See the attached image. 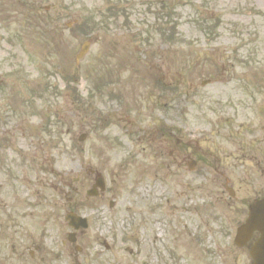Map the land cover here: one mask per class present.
<instances>
[{"label": "rangeland", "instance_id": "rangeland-1", "mask_svg": "<svg viewBox=\"0 0 264 264\" xmlns=\"http://www.w3.org/2000/svg\"><path fill=\"white\" fill-rule=\"evenodd\" d=\"M95 2L98 4V1L89 2L86 0H81L80 3L88 5V3ZM168 2L174 7L172 13H176V16L172 14L169 23L174 21L177 24L179 33L175 37H178L176 41L179 43L164 46L156 35L148 37L144 35L143 37H146V40L140 43L139 37L136 38L133 32L138 30V34L141 33L143 35L147 26L151 28L156 18H154L152 13L145 11V5L135 2V19L139 24L133 20L136 25L132 28L119 29L118 25L114 24L106 32H103V29L98 30L102 35L92 43L90 52L78 65L71 66L74 61V55L79 50V43L86 38L81 35L77 36V32L71 35V31L66 28L65 48L68 54H64L65 60L61 69L62 73L59 72L60 79L57 69L51 68L52 63H47V66L51 69L49 74H47L49 68L41 63L43 61L41 58L43 50L41 45H28L20 42L15 38V36H18V32L15 36L13 35L19 27L15 24L6 26L5 23L1 22L0 119L6 123L5 127L9 130L6 139L14 143L17 151H19L20 146H22V150L26 151L47 149L48 155L51 156V148H43L44 142L48 140V137L44 133L43 128L38 127L43 123L40 113L53 111L55 108V113L66 123L62 134V143L60 147L55 149V172L63 175L65 181L68 177L70 180L76 176L84 169L83 166L87 162L95 160L94 155L89 154L85 157L84 154L80 155L77 148L73 146L76 143L75 138H77L78 133L83 132L82 130L84 129H89L87 124H84V122L87 123L85 115L73 103L77 99V92L72 89V91L68 92L65 90L60 94L59 90L62 89H57L54 85L53 89H47L49 90L48 94L45 90H37L41 81L34 82V84L33 81L40 76L41 80L46 81L47 86H52V82L57 81L60 88H65V84L69 85L70 81L72 84V80L79 79L77 85H72L76 86L82 95L83 101L86 96L88 97V100L94 105H92L95 109L94 113H99L100 108L103 107L102 103L109 101L104 99V94V97L100 96L101 83L98 80V76H100L98 69L104 57H107L109 62H112L110 60L111 55H114L112 59L122 57L124 60V56L126 57L128 54V51H125L127 49L130 50V53H136V49L139 48V51H142L139 56L144 62H140L139 69L133 70L129 66L126 71L125 67L124 73L120 75L121 77L116 75L120 77V81L124 78V86L134 84L139 89L146 90L147 88L144 87L145 84H142V82H148L149 78L151 82H154L157 77H161L163 80V72H160L161 66L169 63L171 70L169 80L171 85L176 87L175 89H188L193 85L200 87L203 80L212 78L214 75H217V80H219L217 83H211L199 88L203 89L205 94L212 98L215 97L214 93L217 89H264V0H168ZM155 8H157V5ZM131 29L134 31L132 32ZM24 37H26L25 34ZM151 49L154 51L159 49L160 51L158 55L154 54L152 56ZM151 61L158 64L151 67ZM57 64L59 65L60 62L57 61ZM11 65L16 66L18 69L16 72L18 79L22 75L29 79L33 77L28 87L24 82L18 81L17 78L11 82L8 81L11 73L8 68ZM79 70L82 71L81 74L78 72ZM179 86H185V88ZM54 89L57 94L55 95V102H53ZM86 89L93 90H89L87 93ZM139 89H131V93H136ZM39 93H42V95L48 94L45 102L41 98L42 95H38ZM137 100L140 103L139 97ZM4 102L11 104L13 109L7 106L4 110H1V104ZM89 104L87 103V105ZM95 118L97 117L92 118V120L91 117L88 118V120H91L89 124L94 128V131H92L90 138L86 142L79 145V148L85 151L92 149L93 153L99 156L104 146L101 143V130L98 126L94 127L93 119ZM74 123L75 125H73ZM70 125H72L74 130L68 134L66 129ZM261 146L263 147V145ZM123 148L128 149L129 147L124 144ZM3 149L5 155H7L6 163L16 170L21 164L16 161L17 151L15 152L9 143ZM110 154L116 155V152L112 151ZM127 155L125 154L121 158ZM28 160V157H24L22 165L31 166ZM167 162L166 155L156 158L155 166L152 168L155 169L159 177H164L168 181L160 197L172 196L171 202L164 207V211L168 216L165 226L160 224L159 228V231L166 235L165 238L168 244L165 251H163V245L160 243L158 244L160 250L150 248L146 252L143 249L144 254L139 255L138 264H148V260L151 264H207L208 262L212 264H249L250 257L248 253L233 248V246L227 245V250H219L222 252H217L213 248V242L214 240L219 242L221 237L217 236V238L214 237L212 239V236L203 228L200 227L199 230H196V226L200 222L199 220L195 221L193 213L186 212L185 217L181 215L185 207L193 208V206H190L191 203L186 201V188L197 189V191L204 193L210 191V185L204 184L202 187L205 180L197 181L183 168L175 171L173 168L166 166ZM149 176L153 178V182L158 187L153 174ZM149 176H146L147 180ZM133 177L134 167L132 168L129 165L119 172L117 178L119 189H116L115 192L119 196V201L128 200L125 202L126 206L130 205L134 198L138 196L142 198V195L132 192ZM55 187H61L56 177ZM157 187L156 189L159 190ZM179 188L181 190L175 197L173 190ZM84 190L85 188L80 191L85 193ZM161 190L160 188L159 191ZM181 192H183V195L180 196ZM157 195L153 193L151 197H157ZM62 197L56 198L59 202L60 211L64 203ZM141 198L138 199L139 205L142 203ZM121 202L119 203L120 210H122ZM239 207L243 206L239 204ZM0 214L2 213L0 212ZM239 214L241 213L239 212ZM233 215L235 216V213ZM120 219L119 215L118 222ZM152 226L157 227L155 222ZM152 226L148 229L150 235L148 241L153 237ZM117 228L119 230L122 229L114 223L112 231ZM198 234L200 236H196ZM174 236L175 239L172 240ZM198 237L200 238L198 239ZM158 241H161V238ZM224 245H226V242H224ZM120 246L116 247L120 251L114 253L103 251L102 258L113 259L114 254L120 260V264L134 263L132 261L133 257L121 250ZM99 247L103 250V247L100 245ZM132 255L136 256V253Z\"/></svg>", "mask_w": 264, "mask_h": 264}, {"label": "flooded vegetation", "instance_id": "flooded-vegetation-1", "mask_svg": "<svg viewBox=\"0 0 264 264\" xmlns=\"http://www.w3.org/2000/svg\"><path fill=\"white\" fill-rule=\"evenodd\" d=\"M233 93L236 94L237 89H233ZM251 104L252 101L240 102L237 105L241 109L249 110ZM183 109H188L185 103ZM210 116L212 118L206 121L216 120V139L212 140L214 144L212 151L198 147L199 154L196 159L188 153L182 154L178 151L179 166L190 161V165H193L194 171L198 174L213 168L217 174V203L224 200V196L229 195L228 190L233 189L235 196H237L244 185H247L246 191H251L255 198L264 197V134L262 133L256 139L257 148L255 149L254 144H251V142H254V130L251 123L246 127L241 125L240 128H237L234 126L235 122L224 125L217 123L216 112ZM128 121L132 122L133 127L137 126L136 121L129 119ZM136 132H141L138 136L140 141L151 139L148 128L143 130L138 126ZM177 142L180 143L181 139H177ZM251 198L252 195H246V200L250 201ZM226 219L231 221V216L229 215ZM47 233L55 234V217L52 227L47 229ZM13 240L15 242L23 240V247L21 250H17L13 246L12 252L15 255L13 261L7 260L4 256L1 260L2 262L5 261V264H58V262H55V251L48 245L46 237L40 233H34L30 238L25 235L19 241L17 238H13ZM253 244H255L254 238L249 243V250Z\"/></svg>", "mask_w": 264, "mask_h": 264}, {"label": "water", "instance_id": "water-1", "mask_svg": "<svg viewBox=\"0 0 264 264\" xmlns=\"http://www.w3.org/2000/svg\"><path fill=\"white\" fill-rule=\"evenodd\" d=\"M248 228L256 227L264 233V200L258 201L252 208L251 221H249Z\"/></svg>", "mask_w": 264, "mask_h": 264}]
</instances>
